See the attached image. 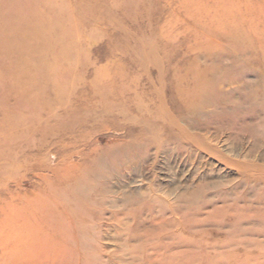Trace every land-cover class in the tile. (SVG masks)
Returning a JSON list of instances; mask_svg holds the SVG:
<instances>
[{
  "label": "rangeland",
  "instance_id": "374dc122",
  "mask_svg": "<svg viewBox=\"0 0 264 264\" xmlns=\"http://www.w3.org/2000/svg\"><path fill=\"white\" fill-rule=\"evenodd\" d=\"M0 264H264V0H0Z\"/></svg>",
  "mask_w": 264,
  "mask_h": 264
},
{
  "label": "bare ground",
  "instance_id": "6f19581e",
  "mask_svg": "<svg viewBox=\"0 0 264 264\" xmlns=\"http://www.w3.org/2000/svg\"><path fill=\"white\" fill-rule=\"evenodd\" d=\"M194 91H197V90H194ZM162 112H163L164 115H167L169 121H170L172 124L177 123L176 119H175L171 114H169V113L167 112L166 108H163ZM187 135H188V134H187Z\"/></svg>",
  "mask_w": 264,
  "mask_h": 264
}]
</instances>
